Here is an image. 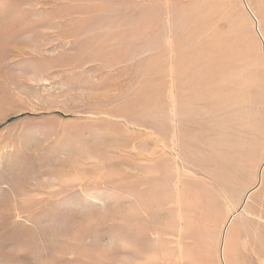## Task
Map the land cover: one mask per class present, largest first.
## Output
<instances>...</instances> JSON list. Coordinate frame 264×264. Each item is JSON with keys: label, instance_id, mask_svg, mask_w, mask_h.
Wrapping results in <instances>:
<instances>
[{"label": "rangeland", "instance_id": "1", "mask_svg": "<svg viewBox=\"0 0 264 264\" xmlns=\"http://www.w3.org/2000/svg\"><path fill=\"white\" fill-rule=\"evenodd\" d=\"M257 28L264 0H0V264H264Z\"/></svg>", "mask_w": 264, "mask_h": 264}, {"label": "bare ground", "instance_id": "2", "mask_svg": "<svg viewBox=\"0 0 264 264\" xmlns=\"http://www.w3.org/2000/svg\"><path fill=\"white\" fill-rule=\"evenodd\" d=\"M247 6V8L250 10V8H249V6H248V4H246ZM257 30H258V32H259V36L261 37V40L263 41L262 43H263V56H264V37H263V35H262V33H261V31H260V29L259 28H257ZM264 58V57H263ZM228 163L230 164V159H228ZM230 166V165H229ZM231 167V166H230ZM264 183V160H263V162H262V165H261V167H260V170H259V174H258V177H257V185H260V184H263ZM249 200H251V195H250V192H248L247 193V195H246V197H245V199H244V202H243V204H247V202L249 201ZM234 216L235 215H233V216H231L228 220H227V222H226V224L224 225V229H223V240H224V242H223V250H224V248H225V241H226V238H227V236H228V232H229V227L231 226V224H232V222H233V219H234ZM229 241V240H228ZM222 260H223V262H224V255H222Z\"/></svg>", "mask_w": 264, "mask_h": 264}]
</instances>
